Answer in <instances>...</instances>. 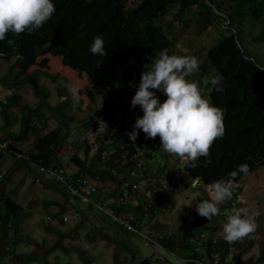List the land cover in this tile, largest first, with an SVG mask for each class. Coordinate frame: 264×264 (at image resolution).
I'll return each instance as SVG.
<instances>
[{
	"label": "trees",
	"instance_id": "trees-1",
	"mask_svg": "<svg viewBox=\"0 0 264 264\" xmlns=\"http://www.w3.org/2000/svg\"><path fill=\"white\" fill-rule=\"evenodd\" d=\"M138 1L133 9H129L128 0H54L56 11L41 29L18 36L9 33L4 41H0V61L10 65L7 75L0 77V85L10 92L7 99L0 102L3 120L0 127V144L3 146L0 147V173L7 161H15L9 175L3 176L0 182V264H60L51 263L50 257L56 253H63L67 257L81 253L79 249L66 246L70 234L60 226L46 228L47 233L56 236L57 240L54 246L44 248L43 253L18 251L23 227L33 218L38 199L34 196L31 203L24 207L15 194L8 193V183L12 181L13 174L25 169L34 174L39 173L41 168L66 170L60 150L70 140L77 121L73 110L77 106L79 112L85 113L94 108L100 88L107 94L104 116L109 126L102 140L99 139L101 145L94 157H90L91 150L86 141L85 158L76 155L71 159L70 163L78 168L71 179L91 178L105 184L111 182L116 190L107 196H103L99 190L95 195L97 202H113L126 197L134 185L128 172L129 167L135 164L134 160L123 164L121 153L115 155L120 164H116L115 159L103 162L101 158L104 151L116 150L127 144L129 137L126 133L131 130L122 123L121 117L126 107L125 97L138 88L142 72L149 69L156 53L166 49L169 55H177L176 45L190 29L195 27L201 35L221 24L232 25L233 28L229 35L223 36L211 47L206 60L191 80L198 82L202 94H206L207 99L223 111V138L214 141L209 155L201 157L197 167L191 168L183 163V177L175 180L170 176V164L162 166L158 159L155 160L154 153L143 146L140 136L143 171L153 178L164 177L168 184L174 186V191L159 192L150 207L141 197L136 205L118 207L113 204L112 207L118 216L130 221L143 235L160 248L183 259L185 264H199L197 261L202 260V256L195 253L192 240L203 233L208 237L204 251L207 257L210 259L217 253L227 257L228 247L223 241L215 245L214 236L234 208L247 206L239 203V187L235 189L238 194L233 192L230 199L231 210L224 209L210 221L196 212L191 224L185 221L182 230L170 232L159 224L157 214L170 194L191 189L197 180L201 187H205L213 181L227 179L238 165L247 164L249 174L237 176L235 182L239 185L243 179L264 168V71L256 67L257 64L264 67V63H260V59L245 46V21L250 19L264 25V0H229L228 7L224 6L222 0ZM97 35L104 38L108 53L106 57L94 56L88 50ZM9 39L13 40L12 44L8 43ZM253 41L264 44V27ZM217 75L223 77L221 92H217L208 82ZM43 79L60 85L56 90L59 98L57 104H52L53 92L43 83ZM68 84L79 88L78 103H73L66 87ZM26 89L33 91L37 98L36 105L25 102L23 92ZM14 110L20 113L17 121ZM90 117L84 123L87 134L97 129L98 124L91 125ZM53 120L57 128L44 134V129H48ZM17 122L20 124L18 133L14 130ZM109 141L112 143L107 144ZM19 145L32 146L34 151L29 154V160L18 159V155H23L18 149ZM133 155L131 151L129 159ZM149 155L153 157L149 158ZM114 169L123 177L114 176L111 173ZM46 189L66 199L64 205L45 203V210L52 206L60 208L53 217L59 225L64 226L65 217L76 211L69 205L72 200L80 199L71 196L59 183L53 187L46 185ZM147 207L148 210H145ZM96 211L108 224L129 233L105 213ZM78 212L81 220L77 227L79 231L86 228V219L81 209ZM129 216L135 219L131 221ZM132 235L146 242L142 236ZM91 239L92 236H89L88 241ZM241 240L236 243L240 252L233 256L234 264H241L244 253L254 246L250 237ZM114 244L117 245L115 264H123L121 252L129 254L134 262L138 261V252L130 242L123 239ZM85 260L89 262V259ZM259 262L264 264V248ZM138 264L158 263L153 258H147Z\"/></svg>",
	"mask_w": 264,
	"mask_h": 264
},
{
	"label": "rangeland",
	"instance_id": "rangeland-1",
	"mask_svg": "<svg viewBox=\"0 0 264 264\" xmlns=\"http://www.w3.org/2000/svg\"><path fill=\"white\" fill-rule=\"evenodd\" d=\"M128 1L129 9H133L139 3L138 0ZM222 1L225 2V7L230 3L229 0ZM263 27L264 25L262 26L260 23H254L250 21V19L245 21V46L251 51V53H254V56L256 55L260 59V63L261 61L264 63V44H256L253 39L261 33ZM232 28V25L227 26L221 24L217 27H211L199 35L196 32V28L193 27L179 40L175 51L179 56L187 55L196 57L200 67L206 60L211 47L214 46L220 38L229 35L231 31L230 29ZM9 67V64L0 61V77L7 75ZM196 72H194L188 79L191 80ZM43 83L49 86L53 92V97L51 99L52 104H57L59 98L56 90L60 85H54L47 79H43ZM196 83L198 84V82ZM136 90L137 88L125 97L126 107L121 115L122 123L130 130L133 129L137 117L143 115L142 109L139 106H136L135 108L131 107V99L135 95ZM0 91V102L5 101L10 95V92L1 85ZM23 94L25 102L31 105H36L37 98L32 90L26 89ZM157 95L160 97L161 101L166 99V97L159 91H157ZM204 97L207 99L206 94ZM106 98V92L99 88L94 108H91V110L85 113L79 112L77 106L73 110V115L76 116L77 121L74 124L70 140L60 150L61 160H63V165L66 167V173L69 177L78 171V168L70 163L71 159L76 155L85 158L84 143L86 141L88 143L91 150L90 157H94L101 145L99 139L102 140L104 133L100 130V127H104L102 124L103 121H105L104 101ZM13 114L17 121L20 117L19 111L14 110ZM89 117L91 118L89 121H92L91 125L98 124L97 129L87 134L85 132L84 123ZM105 122H107V120ZM2 125L3 120L1 117L0 106V127ZM56 128L57 123L53 120L49 123L48 129H44V134L55 130ZM14 130L16 133L20 131V124L18 122L14 127ZM140 136H142L143 146L145 148L148 147L151 150V153H154L155 160L158 159V162L162 164V166H165L167 163L170 164V176L175 180H180L183 177L182 166L184 162L175 155L166 153L161 148L159 136L154 139L145 138V134L142 131H140ZM18 149L25 158H28L29 154L34 151L32 146L27 145H19ZM152 157L153 156L150 157L149 155V158ZM14 164V160L10 159L7 161L3 166L0 175H9ZM121 176L123 177L122 174ZM38 180H40V182H38ZM56 183L57 180L53 177L43 175L40 172L34 174L26 169L20 172H15L12 181L8 183V193L15 194L24 207H27L31 203L34 196L38 199V205L33 210V218L23 227L21 244L18 249L20 253H43L44 248L54 246L57 237L48 234L46 228L60 226L64 232L70 234V238L65 242L66 246L73 250L79 249L81 250V253H73L69 257L65 256L63 253H56L50 257L49 261L51 263L115 264L114 258L117 253V245L114 244V242L119 243L120 240L124 239L127 242H130L137 250L138 261L134 262L129 254L121 252L120 257L123 264H138L140 261L147 258H153L158 264H185L183 259L165 251L162 247L159 248L155 245L149 246L144 240L132 234L125 233L121 228H116L113 224H108L103 216L97 213L94 207L82 200H72L69 208L72 207V209H76L75 213L79 216V219L80 215L78 210L81 209L82 212L85 213L86 228H79L80 230L78 231L77 227L81 222L78 221V218L76 217V219H74V216L76 215L75 213L69 215L70 220L68 223H65L64 226L59 225L53 216L59 213L60 208L58 206H52L49 210H45L46 202H57L61 205L66 203L64 196L55 191L46 189V185L53 187ZM99 187L103 196L110 195L116 190V187L109 182L107 184L100 182ZM239 188L241 190L239 198L243 196L245 201L242 204L250 206L253 210L259 212V215L256 217L257 229L255 233L250 236V239L254 242V246L244 253L241 258V264H261L259 258L261 257L264 248V168H260L243 179L239 184ZM234 193L238 194V191L234 190ZM206 198L207 193L205 187H201L200 185L194 187V184L191 189L185 192L179 190L176 194H170L165 203H162L161 209L157 214L159 224L165 226L167 228L166 231L171 232L182 230L185 227V221L189 222V224L194 221L196 214L195 205L200 202L201 199ZM239 203H241L240 199ZM224 209L231 210L230 200H227L220 205V212ZM224 223L225 222L221 223L220 226L224 225ZM96 227L97 230H95ZM89 236H92L91 241H88ZM238 252L240 251L238 250ZM85 259H89V262ZM230 264H234L233 256H231Z\"/></svg>",
	"mask_w": 264,
	"mask_h": 264
},
{
	"label": "clouds",
	"instance_id": "clouds-1",
	"mask_svg": "<svg viewBox=\"0 0 264 264\" xmlns=\"http://www.w3.org/2000/svg\"><path fill=\"white\" fill-rule=\"evenodd\" d=\"M56 11L54 0H0V41L7 34H29L41 29ZM9 44L13 40H8ZM94 56H107L103 36L97 35L89 45ZM255 63V61H252ZM261 71L264 67L256 65ZM199 70L194 56L169 55L161 50L143 71L131 107L139 106L143 115L137 117L133 129L127 136L134 143L140 131L145 138L159 136L161 148L175 155L186 166L195 168L200 163L198 157H207L209 150L218 138L225 133L224 113L204 97L198 84L188 78ZM223 77L220 75L208 81L217 92L223 91ZM73 103L79 102V88L66 85ZM157 91L166 99L161 101ZM249 166L240 164L220 179L205 185L207 198L200 200L195 207L201 217L209 221L220 212V205L230 200L234 190L239 187L235 182L238 175H248ZM244 203V197L240 198ZM259 212L250 206L234 208L223 225V239L228 243L250 237L257 229L256 217ZM206 235V233H205Z\"/></svg>",
	"mask_w": 264,
	"mask_h": 264
},
{
	"label": "built area",
	"instance_id": "built-area-1",
	"mask_svg": "<svg viewBox=\"0 0 264 264\" xmlns=\"http://www.w3.org/2000/svg\"><path fill=\"white\" fill-rule=\"evenodd\" d=\"M106 121V120H105ZM103 121L104 127H100V130L104 133L107 130V127L109 126L108 122ZM117 129V128H115ZM129 139V138H128ZM127 141V144L122 145L118 149H114L111 151H104L101 155V158L103 162H112L115 159V155L118 156L120 153L122 154L121 159H123L124 163H129V161L134 160L135 164L129 167L128 172L130 174V178L134 180V185L132 187L131 192L124 198L118 199L113 202H106L101 203L95 201V195L99 192V180L91 179V178H77V179H71V177L67 176L66 170H52V169H46L41 168L40 173L46 176L53 177L57 180V183H59L71 196L74 198H78L92 207H94L95 210H98L100 212L105 213L108 217L115 220L121 227H123L127 232L131 234H136L139 236H142L146 239V244H155V246L159 247L158 244L153 242L150 238H147L145 235H143L136 226H134L130 221H126L123 217H120L117 215L115 209L112 207L113 204L117 205L118 207H124L127 205H136L138 203V198H143L148 206H151L152 199H155V197L158 195L161 191L166 192H172L174 191V186H171L168 184L166 179L164 177H157L153 178L149 175L145 174L143 171V160L141 159V146L142 140L140 138V135L138 136L137 140L133 143L130 139ZM112 142L109 141L107 144H111ZM8 145V144H7ZM7 145L5 147H7ZM0 147H3L0 144ZM133 151L134 155L132 158L129 159L130 152ZM19 160H29V158H25L23 155L17 156ZM201 157H198V160H200ZM116 164H120L118 159H115ZM114 176L120 177L121 174L117 169L112 170L111 172ZM3 176L0 175V182L3 181ZM40 182V180H38ZM199 186V180H197L194 183V187ZM145 210H148V207L145 208ZM78 218V221H81L79 219V216L76 214L74 216V219ZM129 219L133 221L135 218L133 216H129ZM65 223H68L70 220L69 215L65 217ZM208 241L207 235L205 233L201 234V236L198 239L192 240V246L194 248L195 253L202 256V260L197 261L199 264H230L231 263V256H234L236 253H238V249L236 247V242L228 243L223 239V225L220 226L217 231L216 235L214 236V244L218 245L221 241H223L226 246L229 249V253L227 257H223L221 253L214 254L212 258H208L206 253H204L206 249V244Z\"/></svg>",
	"mask_w": 264,
	"mask_h": 264
},
{
	"label": "crops",
	"instance_id": "crops-1",
	"mask_svg": "<svg viewBox=\"0 0 264 264\" xmlns=\"http://www.w3.org/2000/svg\"><path fill=\"white\" fill-rule=\"evenodd\" d=\"M61 161H63V160H61ZM62 163H63V162H62ZM77 172H78V171H77ZM77 172H76V173H77ZM76 173H74L73 175H75ZM73 175H72V176H73ZM100 182H101V181L99 180V182H98L99 185H100ZM109 183H111V182H109ZM106 184H107V183H106ZM111 184H112V183H111ZM110 202H111V201H110ZM23 206H24V205H23ZM82 213H84V212H82ZM84 214H85V213H84ZM56 222H58V221H56Z\"/></svg>",
	"mask_w": 264,
	"mask_h": 264
}]
</instances>
